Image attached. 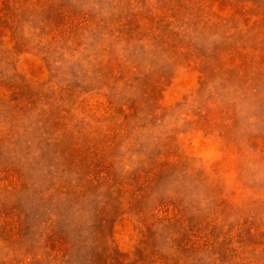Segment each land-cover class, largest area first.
I'll return each mask as SVG.
<instances>
[{"label":"rangeland","instance_id":"rangeland-1","mask_svg":"<svg viewBox=\"0 0 264 264\" xmlns=\"http://www.w3.org/2000/svg\"><path fill=\"white\" fill-rule=\"evenodd\" d=\"M0 264H264V0H0Z\"/></svg>","mask_w":264,"mask_h":264}]
</instances>
